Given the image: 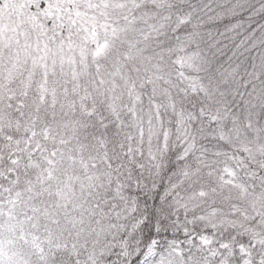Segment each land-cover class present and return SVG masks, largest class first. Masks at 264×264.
Wrapping results in <instances>:
<instances>
[{
    "label": "snow or ice",
    "instance_id": "obj_1",
    "mask_svg": "<svg viewBox=\"0 0 264 264\" xmlns=\"http://www.w3.org/2000/svg\"><path fill=\"white\" fill-rule=\"evenodd\" d=\"M0 264H264V0H0Z\"/></svg>",
    "mask_w": 264,
    "mask_h": 264
}]
</instances>
